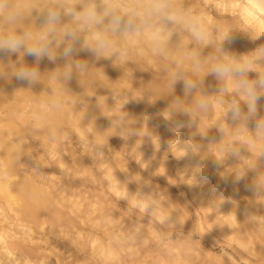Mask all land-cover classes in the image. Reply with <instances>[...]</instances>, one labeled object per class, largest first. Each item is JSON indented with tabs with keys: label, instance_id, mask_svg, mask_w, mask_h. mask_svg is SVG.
I'll list each match as a JSON object with an SVG mask.
<instances>
[{
	"label": "bare ground",
	"instance_id": "bare-ground-1",
	"mask_svg": "<svg viewBox=\"0 0 264 264\" xmlns=\"http://www.w3.org/2000/svg\"><path fill=\"white\" fill-rule=\"evenodd\" d=\"M179 3L194 15L203 18L214 33L229 30L235 39L227 47L234 55L246 54L249 48L244 45L242 32L232 30L234 24L226 19H234L233 12L237 11L244 22H250L251 36L261 33L264 38V12L253 9L249 0H179ZM209 6H213L214 10H209ZM226 12L230 13L229 17L220 14ZM212 52L211 48L201 49L202 57H207ZM176 55L177 52L173 50L167 57H153L138 49L131 54L127 64L117 69L112 66L111 61L97 62L81 53L79 59L88 61L89 67L86 72H74L70 81L53 76L54 70L61 67L63 62L54 64L45 59L38 66L41 78L32 85L18 82L11 75L13 66L19 61L17 55L0 57V200L8 205L12 219L22 222L20 226L24 228L27 238L33 240L31 232L33 228L41 227L44 211L49 208L58 213L57 206L64 205L81 218L76 212L79 208L78 201L64 197L54 176L37 175L32 170L21 172L17 168L20 156L27 153L29 148L26 141L28 135L39 138L47 151L62 157L59 146L63 137L60 128L64 124L72 128L74 137L80 144L79 149L87 148L89 153L103 159L102 164L108 163L109 174L115 175L116 184L126 188L134 187L142 200L149 202L160 212H167L151 195L139 176L129 179L123 169L125 163L118 154V149L131 150L142 164H151L154 170L161 166V154L154 150L161 151L164 146L157 135L152 134L155 122L166 141L176 149L180 167L190 165L212 177V187L215 189L218 186V201L220 205L226 206V220L229 221L230 228L238 227V221L229 207L231 194L241 191V185L229 188L222 180L226 177L225 173L217 172L212 167L215 157L212 148L218 136L216 128L223 127L227 122L221 119V109L215 103L220 84L213 76L202 75L201 89L191 95L186 96L179 84L174 91L171 90L168 75L175 67ZM24 62L28 66H37L32 57H25ZM187 74L192 79L199 78L190 70ZM254 77L255 74L250 73V78ZM201 92L209 98L211 107L207 111L193 112L195 99ZM176 99L189 110L188 115L174 111ZM260 104L259 114H262L264 102L260 101ZM175 120H181L185 124L179 132L172 131ZM219 134L244 147L243 151L258 143L225 130ZM103 147L108 149L109 154L117 155L112 162L108 161ZM260 147L262 149L256 159L264 162V156H261L264 146ZM64 151L74 154L67 147ZM96 151L99 154H95ZM215 159L222 162L219 157ZM72 162L76 166L79 164L77 160ZM59 163L65 166V158L62 157ZM250 199H253L252 195ZM0 212L4 213L1 205ZM258 218L262 221L264 214ZM64 221L66 225L70 224L67 217ZM9 231L0 223L1 264H16L17 260H20V264H51L46 258L55 264H62L60 249H51L48 256H40L35 248L23 241H8L10 235L5 233ZM38 241L47 246L46 240ZM114 247L113 244H102L103 254L111 255ZM179 252L178 247H171L161 257L162 264H183L187 257ZM182 258L184 261L180 263Z\"/></svg>",
	"mask_w": 264,
	"mask_h": 264
},
{
	"label": "rangeland",
	"instance_id": "rangeland-1",
	"mask_svg": "<svg viewBox=\"0 0 264 264\" xmlns=\"http://www.w3.org/2000/svg\"><path fill=\"white\" fill-rule=\"evenodd\" d=\"M208 9L214 10L213 6ZM220 14L229 17L230 13ZM233 16L234 19H226L234 24L232 30L242 32L244 45L249 48L247 53L264 46L261 33L251 36L250 22H244L237 11ZM260 115L264 117V111ZM221 119L227 122L216 128L218 136L212 153L222 162L214 157L213 169L225 173L229 188L236 185L232 180L238 170H248L245 181L239 183L242 190L231 194L229 210L237 219L238 227L230 228L226 206L218 201V186L212 187V177L190 165L180 167L176 149L166 141L155 122L152 134L164 146L161 151L154 150L161 154V166L154 170L151 164H142L131 150L118 149V154L129 179L139 176L167 212H160L142 200L134 187L116 184L115 175L109 174L108 163L102 164L103 159L89 153L87 148L79 149L72 128L64 124L60 128L63 138L59 147L65 166L59 163L62 160L59 154L53 155L39 138L28 135L29 148L20 156L17 168L21 172L32 170L37 175L54 176L64 197L78 201L76 212L81 218L64 205L57 206L58 213L49 208L44 211L41 227L33 228L31 241L20 226L22 222L14 221L6 202L0 200L4 210L0 212V223L10 230L5 233L10 235L8 241H23L40 256H48L51 249H60L62 264H162L161 257L173 246L187 257L185 261L180 260L183 264H264V219L258 218L264 214V191L256 194L245 189L246 183L264 185V162L256 159L260 146H264V137L256 136L251 123L242 129L223 116ZM221 129L258 143L243 151L244 147L219 134L223 132ZM66 147L74 154L66 153ZM232 149H237L239 155L231 156ZM103 150L109 162L117 156L109 154L105 147ZM72 160H77L78 166ZM251 195L253 199L249 200ZM66 217L69 225L64 221ZM38 240H46L47 246ZM104 243L115 246L111 255L103 254ZM45 260L55 264L49 258ZM15 263L20 264V260Z\"/></svg>",
	"mask_w": 264,
	"mask_h": 264
},
{
	"label": "clouds",
	"instance_id": "clouds-1",
	"mask_svg": "<svg viewBox=\"0 0 264 264\" xmlns=\"http://www.w3.org/2000/svg\"><path fill=\"white\" fill-rule=\"evenodd\" d=\"M249 3L264 12V0ZM234 39L229 30L211 31L203 18L179 0H0V57L18 56L11 72L16 81L38 82V66L45 59L63 62L53 76L70 81L74 72H86L89 67L88 61L79 59L81 53L97 62L111 61L119 69L138 49L153 57H167L175 50V67L168 75L171 90L179 84L186 96L191 95L201 89L202 75L213 76L220 84L215 103L221 115L242 129L251 123L256 136L264 137V117L259 114L264 98V46L234 55L227 47ZM204 48L213 52L202 57ZM25 57L34 58L37 66H28ZM189 70L199 78H190ZM250 73L255 77L250 78ZM174 104V111L189 114L179 99ZM210 107L211 101L201 92L192 111ZM174 124V132L185 126L181 120ZM230 155L236 157L239 152L232 149ZM247 171L238 170L232 183L245 181ZM222 180L228 182L226 177ZM245 189L259 194L264 185L246 183Z\"/></svg>",
	"mask_w": 264,
	"mask_h": 264
}]
</instances>
